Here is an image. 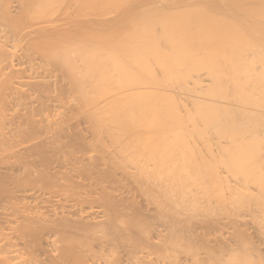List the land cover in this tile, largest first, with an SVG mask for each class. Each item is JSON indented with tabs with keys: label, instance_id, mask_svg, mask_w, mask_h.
<instances>
[{
	"label": "bare ground",
	"instance_id": "bare-ground-1",
	"mask_svg": "<svg viewBox=\"0 0 264 264\" xmlns=\"http://www.w3.org/2000/svg\"><path fill=\"white\" fill-rule=\"evenodd\" d=\"M0 264H264V0H0Z\"/></svg>",
	"mask_w": 264,
	"mask_h": 264
}]
</instances>
